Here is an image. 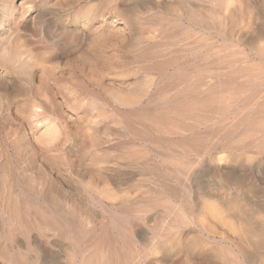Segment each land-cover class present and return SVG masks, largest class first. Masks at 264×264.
<instances>
[{
  "label": "rangeland",
  "instance_id": "1",
  "mask_svg": "<svg viewBox=\"0 0 264 264\" xmlns=\"http://www.w3.org/2000/svg\"><path fill=\"white\" fill-rule=\"evenodd\" d=\"M184 1L0 0L7 250L19 240L32 264L92 250L109 264H246L242 248L260 264L264 10L192 0L206 20L193 25Z\"/></svg>",
  "mask_w": 264,
  "mask_h": 264
},
{
  "label": "bare ground",
  "instance_id": "2",
  "mask_svg": "<svg viewBox=\"0 0 264 264\" xmlns=\"http://www.w3.org/2000/svg\"><path fill=\"white\" fill-rule=\"evenodd\" d=\"M158 1V0H157ZM186 1V0H185ZM184 1V2H185ZM221 2V1H220ZM220 2H219V5H220ZM178 3V2H177ZM239 6H245V7H250V8H252V9H256V10H264V0H261V1H241V0H239ZM12 5H11V9L12 10H14V8H15V6L13 5V3H11ZM210 4V3H209ZM208 4V5H209ZM22 5V4H21ZM142 5V4H141ZM140 5V6H141ZM157 5H159V4H157ZM19 6H20V4H19ZM23 6V5H22ZM147 6V5H146ZM199 6H202V7H205V6H207V5H205V3H203L202 2V5L200 4ZM225 8H227L228 6H229V2L228 3H226L225 4ZM231 6H233V5H231ZM175 7H177V9H179V10H177L176 8H174L175 10H177V12L179 13V11H181V13H180V15H182V14H185L184 16L186 17V19H187V24H196V23H198V22H200L201 24H203L202 22H205L204 21V17L205 16H203V15H201V13H200V9L197 7V4L194 2V1H192V0H188L186 3H184L183 5H181V3H180V5H178V6H175ZM211 7H213V6H211ZM30 8V7H29ZM28 8V9H29ZM164 8V7H163ZM7 9V8H6ZM19 9V8H18ZM27 9V10H28ZM161 9V8H160ZM11 10V11H12ZM17 10V9H16ZM6 11V10H5ZM24 12V11H23ZM27 14V13H26ZM4 16V15H3ZM10 16H11V18H13V16H12V13H10ZM24 16V15H23ZM23 18V17H22ZM22 18H21V21H22ZM207 18V17H206ZM24 19V18H23ZM184 19V18H183ZM203 26V25H202ZM16 28V27H15ZM17 29V28H16ZM28 30V29H27ZM18 31H19V29H18ZM17 31V32H18ZM21 32V31H20ZM19 33V32H18ZM26 34V33H25ZM24 35V34H23ZM9 37V36H8ZM3 43V42H2ZM6 46H8L7 44H5ZM226 47V46H225ZM3 48H5V47H3ZM29 48V47H28ZM14 49V48H13ZM19 49V48H18ZM21 49V48H20ZM24 49H26V48H22V50H24ZM9 50V49H8ZM7 50V51H8ZM30 50V49H29ZM4 51V50H3ZM11 51V50H10ZM9 51V52H10ZM21 51V50H20ZM258 51V53L260 54V55H263L264 56V48L263 49H258L257 50ZM2 52V51H1ZM12 52V51H11ZM25 52V51H24ZM32 53V52H31ZM21 54V53H20ZM27 54V53H26ZM2 55V54H1ZM29 55V54H28ZM19 56V55H18ZM34 56V55H33ZM3 57H4V55H3ZM9 57V56H8ZM19 57H22V55L21 56H19ZM10 58V57H9ZM12 58V57H11ZM22 59V58H21ZM10 61V60H9ZM162 72V71H161ZM154 74V73H153ZM160 75V74H159ZM192 75V74H191ZM156 76V75H155ZM173 78V77H172ZM254 79V78H253ZM166 85V84H165ZM213 85V84H212ZM170 87V86H169ZM168 87V88H169ZM219 88V87H218ZM217 88V89H218ZM181 89V88H180ZM216 89V90H217ZM213 91H215V90H213ZM171 93V92H170ZM193 93V92H192ZM180 95V94H179ZM242 95V94H241ZM176 96H177V94H176ZM187 96V95H186ZM195 96V95H194ZM256 97H257V95H256ZM184 98V97H183ZM175 99V98H174ZM195 99V98H194ZM180 100V99H179ZM188 100V99H187ZM223 100V99H222ZM216 101V100H215ZM233 102V101H232ZM238 102V101H237ZM201 103V102H200ZM231 103V102H230ZM235 104V103H234ZM209 106V105H208ZM211 106V105H210ZM235 106V105H234ZM240 106V105H239ZM257 107V106H256ZM237 108V107H236ZM254 109V108H253ZM256 111V110H255ZM184 115V114H183ZM209 117V116H208ZM240 118V117H239ZM199 119V118H198ZM174 121V120H173ZM205 121V120H204ZM167 123V122H166ZM176 126L174 127L175 128V130L174 131H179L181 128H180V126H177V124H175ZM157 127V126H156ZM170 128V127H169ZM184 129V128H183ZM186 129V128H185ZM240 129V128H239ZM245 129V128H244ZM183 131V130H182ZM240 131V130H239ZM259 131V130H258ZM173 132V131H172ZM208 132V131H207ZM217 136V135H216ZM210 138V137H209ZM1 191V190H0ZM170 194V193H169ZM1 197V196H0ZM16 201V200H15ZM67 204V203H66ZM0 205H1V203H0ZM17 205V204H16ZM182 205V204H181ZM20 206V205H19ZM68 206V205H67ZM7 207H9V206H7ZM12 207V206H11ZM16 207V206H15ZM183 207V206H182ZM32 208V207H31ZM68 208V207H67ZM70 208V207H69ZM192 208V207H191ZM3 209V208H2ZM1 209V210H2ZM8 209V208H7ZM13 209H15L14 207H13ZM34 209V208H33ZM33 209H30V212L33 210ZM66 209V208H65ZM16 210V209H15ZM17 210H18V208H17ZM41 210V209H40ZM67 210V209H66ZM183 210V209H182ZM11 211V210H10ZM21 211V210H20ZM12 212V211H11ZM16 212V211H15ZM36 212V211H35ZM67 212V211H66ZM68 212H69V210H68ZM27 213V212H26ZM41 213V212H40ZM43 213H45V212H43ZM77 213V212H76ZM20 214H22V213H20ZM28 214V213H27ZM1 215V214H0ZM12 216H13V214H11ZM22 215H24V214H22ZM38 215H40V214H38ZM44 215V214H43ZM46 215V214H45ZM50 215V214H49ZM54 215V214H53ZM79 215V214H78ZM10 216V215H9ZM18 216V215H17ZM19 216H21V215H19ZM14 217V216H13ZM25 217V216H24ZM41 217V216H40ZM57 217H59V216H57ZM66 217V216H65ZM83 217V216H82ZM2 218V217H1ZM15 219H16V216L14 217ZM21 218V217H20ZM49 218V217H48ZM80 218V217H79ZM111 218V217H110ZM10 219V218H9ZM31 219V218H30ZM42 219V221H43V218H41ZM41 219H40V221H41ZM52 219V218H51ZM1 220V219H0ZM11 220V219H10ZM17 220V219H16ZM19 220V219H18ZM17 220V221H18ZM46 220H48V219H46ZM45 220V221H46ZM50 220V219H49ZM65 220V219H64ZM1 221H3V220H1ZM23 221V220H22ZM22 221L20 222V224L22 223ZM54 220L52 219V222H51V224H53L54 226H55V223L56 222H53ZM56 221V220H55ZM44 222V221H43ZM47 222V221H46ZM49 222V223H50ZM3 223V222H2ZM1 222H0V224H2ZM31 224H32V222H30ZM29 223V224H30ZM25 224H26V222H25ZM46 224V223H45ZM81 224V223H80ZM82 224H83V226H89V225H87V224H90L89 223V221L87 220V219H83L82 220ZM3 225V224H2ZM21 225H23V223L21 224ZM38 225V224H37ZM47 225V224H46ZM49 225V224H48ZM52 225V226H53ZM56 225L58 226V227H61V226H59L60 225V223H59V225H58V222L56 223ZM32 226V225H31ZM43 226H45L44 224H43ZM51 226V227H52ZM64 226H65V224H64ZM68 226V225H67ZM38 227L40 228V226L38 225ZM46 227V226H45ZM49 227V226H48ZM48 227H46V228H48ZM72 227V226H71ZM70 227V228H71ZM4 228V227H3ZM22 228H24L23 226H22ZM21 228V229H22ZM26 228V227H25ZM30 228V227H29ZM53 228V227H52ZM89 228V227H88ZM49 229V228H48ZM47 229V230H48ZM65 229H67L66 227H65ZM56 231L55 233H59V231H57L56 229H55V227H54V229H53V231ZM23 231V230H22ZM21 231V232H22ZM30 231L32 232V231H34V228H33V230L30 228ZM61 231H63L62 230V228H60V232ZM24 232V231H23ZM23 232L21 233V234H23ZM25 233H26V231H25ZM33 233V232H32ZM32 233H31V235H32ZM67 233V232H66ZM119 233V232H118ZM4 234H5V232H4ZM46 234V233H45ZM44 234V235H45ZM61 234V233H60ZM29 230H28V233H27V240L29 239ZM56 235V234H55ZM68 235H70L69 233H68ZM4 236V235H3ZM18 236V235H17ZM25 236V235H24ZM61 236V238H62V234L60 235ZM64 236V235H63ZM73 236V235H72ZM19 237V236H18ZM17 237V238H18ZM5 238V237H4ZM105 238V237H104ZM21 239H23V238H21ZM30 239H31V236H30ZM39 239V238H38ZM2 240V233H1V226H0V242H2L1 241ZM84 240V239H83ZM120 240V239H119ZM152 240H154V239H152ZM8 241V240H7ZM10 241H13V240H10ZM19 241V240H18ZM15 242L16 244L14 245V247L12 248V249H14V250H7L6 249V247L4 246V245H2L1 243H0V262L1 263H5V261L6 260H9V262H10V260H12V262L14 261V263L13 264H27L26 262L29 260V258H28V252H27V247L25 246V247H23L24 249H26V250H22L21 248V244L19 243V242ZM22 241H24V240H22ZM70 241V240H69ZM104 241V240H103ZM102 241V242H103ZM125 241V240H124ZM30 242H31V240H30ZM154 241H151V243H153ZM33 243V242H32ZM38 243V242H37ZM48 243V242H47ZM12 244H13V242H12ZM11 244V245H12ZM25 244V243H24ZM28 244H29V242H28ZM28 244H26L27 246H28ZM31 244V243H30ZM39 244H41V242L39 243ZM34 245L35 247V250H37V251H39V246L40 245ZM71 244V243H70ZM32 245V246H33ZM152 245V244H151ZM154 245V244H153ZM129 246V245H128ZM136 246V245H135ZM30 246H28V248H29ZM40 247H42V245L40 246ZM68 247V246H67ZM124 247V246H123ZM155 247V246H154ZM7 248H8V246H7ZM44 248V247H43ZM42 248V249H43ZM80 248V247H79ZM85 248V247H84ZM146 248V247H145ZM149 248H151V247H149ZM153 248V247H152ZM151 248V249H152ZM31 249V248H30ZM41 249V251H43ZM83 249V248H82ZM81 249V250H82ZM86 249V248H85ZM89 249V248H88ZM102 249V248H101ZM107 249V248H106ZM80 250V249H79ZM245 250V249H244ZM244 250L242 249V248H236V250L234 251V255H235V257H236V263H237V260L238 261H242V262H244V263H248L247 261H248V256H250V254L247 256L246 255V253L244 252ZM10 251V252H9ZM40 251V252H41ZM86 251H87V249H86ZM93 251V253H89V255L87 254V253H85L84 255H82V260L80 261V264H109V263H111V261L109 262L108 261V256H109V254L107 253V255H106V251H103V250H100L98 253L97 252H94V250H92ZM154 251H155V249H154ZM33 251H31L30 253H32ZM40 252H39V254H40ZM75 252V251H74ZM89 252V251H88ZM111 252V251H110ZM133 252H134V250H133ZM29 253V254H30ZM42 253V252H41ZM45 253V252H44ZM34 254V253H33ZM74 254V253H73ZM23 255H25L24 257H23ZM31 255V254H30ZM46 255V254H45ZM77 255V254H76ZM31 256H34V255H31ZM80 256V255H79ZM78 256V257H79ZM111 256V255H110ZM259 256V255H258ZM27 259H26V258ZM34 257H36L35 259L36 260H38L39 261V259H38V256H34ZM33 257V258H34ZM39 257H41V260L38 262V263H40V264H46V259L44 258L45 256H41V254H40V256ZM76 257V256H75ZM131 257H135V256H131ZM15 258H17V259H15ZM22 258H24V259H22ZM110 258V257H109ZM112 258V257H111ZM110 258V259H111ZM139 258V257H138ZM251 258V257H250ZM260 258V264H264V258H262L261 256L259 257ZM34 259V260H35ZM136 259V258H135ZM253 259H254V257H253ZM252 259V260H253ZM19 260H21V262L19 261ZM22 260H24V261H22ZM35 260V261H36ZM112 260V259H111ZM255 260H256V258H255ZM32 261V260H31ZM135 261V260H134ZM140 261V260H139ZM257 261H259V259L257 260ZM11 262V263H12ZM33 262V261H32ZM249 262H250V260H249ZM254 262V261H253ZM252 262V263H253ZM37 263V262H36ZM123 263V262H122ZM125 263V262H124ZM252 263H250V264H252ZM6 264V263H5ZM28 264H32V263H30V260L28 261ZM53 264H55V263H53ZM126 264V263H125ZM129 264V263H128ZM133 264V263H132ZM137 264H139V262L137 263Z\"/></svg>",
  "mask_w": 264,
  "mask_h": 264
}]
</instances>
